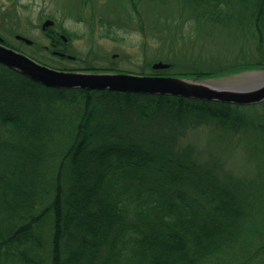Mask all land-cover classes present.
I'll return each instance as SVG.
<instances>
[{
    "label": "trees",
    "instance_id": "obj_1",
    "mask_svg": "<svg viewBox=\"0 0 264 264\" xmlns=\"http://www.w3.org/2000/svg\"><path fill=\"white\" fill-rule=\"evenodd\" d=\"M103 1L111 15L89 21L100 36L122 40L119 30L171 16L176 28L227 32L239 50L171 75L264 68V0ZM260 105L49 87L0 64V264H264ZM199 124L247 143L254 175L228 176L216 157L180 148L176 131Z\"/></svg>",
    "mask_w": 264,
    "mask_h": 264
},
{
    "label": "rangeland",
    "instance_id": "obj_2",
    "mask_svg": "<svg viewBox=\"0 0 264 264\" xmlns=\"http://www.w3.org/2000/svg\"><path fill=\"white\" fill-rule=\"evenodd\" d=\"M110 8V2L103 0H0V37L6 38L12 46L37 57L48 66L74 71H85L87 66H92L91 70H104L110 66L113 69L106 70L151 75L149 73L152 72V64L155 62L153 59L158 56L176 62L178 66L172 69L171 62L165 60L168 67L156 69L164 74L154 75L190 79L197 77L171 74L179 69H187L191 63L206 66L213 64V60L225 63L226 60L241 58L239 50L236 52L231 42L233 38L227 32L216 30L211 35H206L203 29L195 27V23L193 25L185 21L176 28V24H169L171 16H168L170 21L167 24L160 21L154 24L151 19V23L144 28L145 33L139 28L119 30L122 40L100 36L101 30L98 28L92 32L89 22L91 17L99 16L105 20L111 15ZM48 19L52 24L43 28ZM135 22L136 20L129 23L135 25ZM47 29L56 32L55 36H47ZM62 29L69 35L61 33ZM16 35L31 40V44L18 40ZM52 38L53 44L57 46L52 45ZM146 60L147 66L144 64ZM243 73L205 79H215L212 81L222 86L234 84L235 78ZM250 76L243 77L250 81L259 79L258 75ZM258 108L263 111L264 105ZM209 127L199 124L178 129L176 138L180 148L193 151V157L198 162L216 157L224 164L228 176L252 177L259 161L258 157H249L250 151L251 155L254 154L245 146L247 143L232 136L221 138ZM263 157L264 152H261V158Z\"/></svg>",
    "mask_w": 264,
    "mask_h": 264
},
{
    "label": "water",
    "instance_id": "obj_3",
    "mask_svg": "<svg viewBox=\"0 0 264 264\" xmlns=\"http://www.w3.org/2000/svg\"><path fill=\"white\" fill-rule=\"evenodd\" d=\"M51 24L52 21L48 19L44 22L43 28ZM16 38L27 44L32 42L20 35H17ZM62 38L65 40L64 36ZM0 64L16 69L33 81L49 87L166 94L241 105L264 101V68L246 71L235 78L234 84L230 83L222 86L212 81L215 79H189L108 71L59 70L7 46L3 43L1 37ZM165 67H168V65L163 61H156L152 64L153 69ZM250 75H258L259 79L250 81ZM243 76H249V78Z\"/></svg>",
    "mask_w": 264,
    "mask_h": 264
},
{
    "label": "flooded vegetation",
    "instance_id": "obj_4",
    "mask_svg": "<svg viewBox=\"0 0 264 264\" xmlns=\"http://www.w3.org/2000/svg\"><path fill=\"white\" fill-rule=\"evenodd\" d=\"M47 35H48V33H46ZM17 36V35H16ZM15 36V37H16ZM18 40H21V39H18ZM21 41H23V40H21ZM54 53H57V54H62L61 52H54Z\"/></svg>",
    "mask_w": 264,
    "mask_h": 264
}]
</instances>
